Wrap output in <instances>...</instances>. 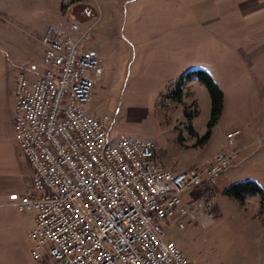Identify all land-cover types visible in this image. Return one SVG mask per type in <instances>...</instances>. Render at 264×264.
<instances>
[{
  "label": "rangeland",
  "instance_id": "rangeland-1",
  "mask_svg": "<svg viewBox=\"0 0 264 264\" xmlns=\"http://www.w3.org/2000/svg\"><path fill=\"white\" fill-rule=\"evenodd\" d=\"M63 1L0 0V119L14 120L18 73L33 81L46 68L40 43L44 28H67L71 21L91 25V36L78 51L101 60L103 72L95 79L88 108L92 116L109 118V143L127 136L151 140L157 162L174 171L200 169L221 151L237 153L215 178L212 222L180 228L173 218L163 225L165 237L194 264H264L262 230L253 218L260 197L248 195L240 204L217 188V183L221 190L252 179L264 189V141L255 140L264 136V5L251 12L236 6L242 0H177L168 12L162 1L156 11L149 0H80L62 9ZM198 69L209 73L224 95L207 138L209 94L198 77L187 76ZM179 80L184 82L178 85ZM193 102L199 110L192 119L195 136L183 114ZM237 128L242 136L238 129L234 145L227 146L226 134ZM1 133L0 264H55L49 256H31L33 211L19 212L9 205V194L32 192V169L13 127ZM245 133L255 141L244 139ZM254 148L256 156L247 159ZM198 194L192 187L182 196L189 201Z\"/></svg>",
  "mask_w": 264,
  "mask_h": 264
},
{
  "label": "built area",
  "instance_id": "built-area-1",
  "mask_svg": "<svg viewBox=\"0 0 264 264\" xmlns=\"http://www.w3.org/2000/svg\"><path fill=\"white\" fill-rule=\"evenodd\" d=\"M91 30L76 21L49 24L40 40L45 70L33 81L21 72L16 78L14 137L32 169V192L7 198L19 212L34 213L31 256L55 264H194L163 225L173 218L180 228L210 224L215 178L237 153L174 171L157 162L151 140L109 143V118L88 108L101 60L78 51ZM238 134H226L227 146ZM192 187L199 194L185 201Z\"/></svg>",
  "mask_w": 264,
  "mask_h": 264
},
{
  "label": "trees",
  "instance_id": "trees-1",
  "mask_svg": "<svg viewBox=\"0 0 264 264\" xmlns=\"http://www.w3.org/2000/svg\"><path fill=\"white\" fill-rule=\"evenodd\" d=\"M79 1L80 0H64L62 3V9H65ZM187 76H189V78L198 77V79L206 87L208 94H209L210 116L207 122L208 130L203 137V138H207L209 136L211 127L217 122L221 114V111L223 108V96H224L223 91L213 80L212 76L204 70L198 69L194 71H189ZM183 82H184L183 80H179L176 82V84L179 85L180 83H183ZM170 83L172 84V82ZM176 94H177L176 95L177 101L181 102L182 100L181 87H178L176 89ZM192 106L193 107L185 106L183 114H184V118L187 121V124H188L187 128L190 134L195 136L197 135V132L195 131L192 125V119L199 114V110L197 108L196 102H193ZM222 193L230 198H233L240 204H243L245 202V198L248 195H258L260 197L259 210L261 211L264 208V189L255 180L247 179V180L231 183L222 190ZM262 222L264 224V220Z\"/></svg>",
  "mask_w": 264,
  "mask_h": 264
},
{
  "label": "crops",
  "instance_id": "crops-1",
  "mask_svg": "<svg viewBox=\"0 0 264 264\" xmlns=\"http://www.w3.org/2000/svg\"><path fill=\"white\" fill-rule=\"evenodd\" d=\"M161 1L163 2V3H165L164 5H165V9L168 11V12H170V10L172 9V7H171V3L172 4H176L177 3V0H149V3H152L151 4V7L156 11V10H158L157 9V6H158V4L160 5V3H161ZM254 2H256V4L254 3ZM259 3V4H258ZM264 5V0H242V1H240V2H238L237 3V5L236 6H239L240 8H244V7H246L245 9L247 10V11H255L256 10V8H260V7H262ZM87 15H88V12H85ZM161 13V12H160ZM161 17H162V15H161ZM217 19V18H216ZM46 28V27H45ZM44 28V29H45ZM44 31V30H43ZM43 34V33H42ZM173 40V39H172ZM257 51H258V49H257ZM259 52V51H258ZM94 54V53H93ZM32 68H35L34 66H32ZM13 127V119H0V135L2 134L1 132L3 131V129L4 128H6V127ZM4 127V128H3ZM237 129H239V128H237ZM240 130V129H239ZM242 134H243V131L241 132V130H240V137L242 136ZM246 134V136H243L244 137V139H250V141H251V143H253L255 140H257V141H264V136H259V137H257V139H255V140H252L251 139V137L249 138L248 136H247V133H245ZM242 137V138H243ZM250 143V145H252ZM249 146V144L248 145H246V147L244 148V149H241V151H240V154H239V156L238 157H240V155L243 153V152H245V150H246V148ZM263 152H264V144L261 146V148H260ZM256 152H258L257 150H256V148H254V150L253 151H251V153H248L247 152V159H248V157H249V155L251 154V158L252 157H255L256 156ZM257 155H258V153H257ZM250 158V157H249ZM164 166V165H163ZM166 167V166H165ZM167 168H171V167H167ZM228 185H224L223 187H222V189L220 190V188H219V186H218V183H217V188H218V191L220 192V191H222L225 187H227ZM8 197V196H7ZM253 210H255V213H254V215H253V218L256 220V221H258V223H259V225H260V228H261V240H263L264 239V224H263V220H264V208H263V210H259V206H254L253 207Z\"/></svg>",
  "mask_w": 264,
  "mask_h": 264
},
{
  "label": "snow or ice",
  "instance_id": "snow-or-ice-1",
  "mask_svg": "<svg viewBox=\"0 0 264 264\" xmlns=\"http://www.w3.org/2000/svg\"><path fill=\"white\" fill-rule=\"evenodd\" d=\"M90 199H91V197H90Z\"/></svg>",
  "mask_w": 264,
  "mask_h": 264
},
{
  "label": "flooded vegetation",
  "instance_id": "flooded-vegetation-1",
  "mask_svg": "<svg viewBox=\"0 0 264 264\" xmlns=\"http://www.w3.org/2000/svg\"><path fill=\"white\" fill-rule=\"evenodd\" d=\"M77 9V8H76Z\"/></svg>",
  "mask_w": 264,
  "mask_h": 264
}]
</instances>
